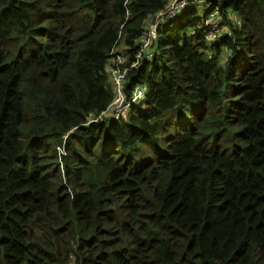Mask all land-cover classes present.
<instances>
[{"label": "trees", "instance_id": "16d2710c", "mask_svg": "<svg viewBox=\"0 0 264 264\" xmlns=\"http://www.w3.org/2000/svg\"><path fill=\"white\" fill-rule=\"evenodd\" d=\"M185 1L0 0V264H264V0Z\"/></svg>", "mask_w": 264, "mask_h": 264}, {"label": "built area", "instance_id": "2783aa9c", "mask_svg": "<svg viewBox=\"0 0 264 264\" xmlns=\"http://www.w3.org/2000/svg\"><path fill=\"white\" fill-rule=\"evenodd\" d=\"M193 3H199V0H194ZM215 9L212 14L209 16L208 20L206 21V26L203 27L204 29L208 30V40L209 41H216V39L221 35V33H227L228 31L224 28L220 27V24L216 21L217 15L220 13V7L214 5ZM188 7L187 2L185 0H171L170 6L167 10L161 14H159L156 19L150 25L148 31L145 33L144 37L142 38L143 50L146 54H149L153 42L158 38V32L161 27L167 22L174 18H176L181 11ZM210 8V6H208ZM202 28V29H203ZM203 29V30H204ZM150 56V55H149ZM117 88L119 91V96L115 102V107L111 109L108 113H104L103 117L105 119H113L119 120L125 117L129 111L130 106L133 107L135 104H139L141 101L145 100V96L147 90L145 87L137 86L131 95V98L127 103H125L124 96L121 93V78H117L116 80Z\"/></svg>", "mask_w": 264, "mask_h": 264}, {"label": "clouds", "instance_id": "9594fccd", "mask_svg": "<svg viewBox=\"0 0 264 264\" xmlns=\"http://www.w3.org/2000/svg\"><path fill=\"white\" fill-rule=\"evenodd\" d=\"M161 28H162V27H161ZM135 88H136V87H135ZM135 88H134V89H135ZM134 89H133V90H134ZM133 90H132V92H133ZM121 93H122V92H121ZM146 94H147V93H146ZM131 95H132V93H131ZM131 95H130V97H129L128 99H125V98H124V99H125V100H124L125 103H127V102L129 101V99L131 98ZM145 97H146V96H145ZM143 102H144V100L141 101L139 104H141V103H143ZM139 104H135L134 106L139 105ZM114 107H115V103L111 106V109H113ZM132 108H133V107L130 106L129 111H131ZM129 111H128V113H129ZM128 113H127V114H128ZM126 116H127V115H126ZM126 116H125V117H126ZM123 118H124V117H123ZM121 119H122V118H121ZM107 120H111V119H107ZM119 120H120V119H119Z\"/></svg>", "mask_w": 264, "mask_h": 264}, {"label": "rangeland", "instance_id": "374dc122", "mask_svg": "<svg viewBox=\"0 0 264 264\" xmlns=\"http://www.w3.org/2000/svg\"><path fill=\"white\" fill-rule=\"evenodd\" d=\"M220 24V23H219ZM116 87H117V84H116ZM121 91V90H120Z\"/></svg>", "mask_w": 264, "mask_h": 264}]
</instances>
